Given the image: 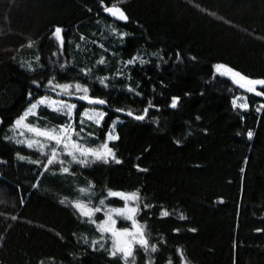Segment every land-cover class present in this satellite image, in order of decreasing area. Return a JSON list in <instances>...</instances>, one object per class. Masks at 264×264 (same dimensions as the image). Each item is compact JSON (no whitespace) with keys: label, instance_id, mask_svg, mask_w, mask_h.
Here are the masks:
<instances>
[{"label":"trees","instance_id":"obj_1","mask_svg":"<svg viewBox=\"0 0 264 264\" xmlns=\"http://www.w3.org/2000/svg\"><path fill=\"white\" fill-rule=\"evenodd\" d=\"M220 65L264 80V0H0V264H264V86L248 92ZM75 81L104 105L57 95L53 85ZM44 96L76 108L70 118L40 106L39 127L73 121L89 147L118 120L115 158L80 164L54 143L44 155L16 143L14 122ZM86 108L104 112L99 125ZM109 192L138 196L148 245L132 263L96 226L125 205ZM77 201L101 210L84 218Z\"/></svg>","mask_w":264,"mask_h":264},{"label":"snow or ice","instance_id":"obj_2","mask_svg":"<svg viewBox=\"0 0 264 264\" xmlns=\"http://www.w3.org/2000/svg\"><path fill=\"white\" fill-rule=\"evenodd\" d=\"M105 12H107L109 15L115 17L117 20H121L126 22L127 21V16L126 14L123 12V10L119 7L113 6V7H109V8H105ZM60 33L61 30L59 28L56 29L55 32V36L58 40L61 39L60 37ZM135 59V58H134ZM133 61L130 60L128 63H132ZM101 63H103V61H101ZM217 72H219L220 74H225V72H229L231 73V75L233 76V78L235 77H239L240 81H244L246 85H248L247 87V91L248 92H254L257 96L262 95L261 92L256 91L254 86L255 85H261L264 86V80H251V79H246L245 77H243L242 75H240L239 73H234L231 72L230 69H225L223 65L217 66L216 69ZM234 82H236L234 80ZM101 83H104L103 80H101ZM49 84L51 85L52 82L49 81ZM54 88H58L60 91L57 93V95H68L69 94V90L72 88H75L76 91L79 92H83L84 95L78 97V99L81 100H87L88 103H98V104H103L105 103L103 100H92L89 99L87 96L88 93V89L86 87H82L80 84H76V85H70V84H63V85H53ZM241 87H244V85L242 84ZM233 106L234 107H241V108H246L247 104H237V100H233L232 101ZM177 104V100L173 99L171 106L173 108L176 107ZM38 106H45L48 107L50 110L55 111V112H59L61 114L64 115H68L71 118V115L73 113V110L76 108L75 104H67L64 101H56V100H52L50 97H44L40 100H38L36 103H33L31 105V107L29 109H27V111H25V113L19 118L17 119L14 124H13V130H22L21 131V135L24 134V131H27L29 133H32L34 136L36 137H40L43 138V140L49 141L54 143L57 147L63 145V147L65 149L68 148V143L67 141H69L71 139L70 137V132H75V129L73 128L72 124L69 122L68 124H65L63 126H60L58 129L57 128H46V127H37L35 124L32 123H25V121L27 120V118L32 115H36V110L38 108ZM147 112V109L145 110ZM86 116H88V118L95 120L96 116L101 115V114H92L89 115L87 112L85 113ZM129 115H131V113H129ZM135 119L138 120H143L144 116H136ZM98 122V121H97ZM80 131H83V129H80ZM78 135V134H77ZM249 137L251 138L252 133L249 132ZM116 137L109 135L108 139H115ZM17 143H21V144H25L29 149H35L36 151H38L41 155H44V149L48 147V144L42 142L41 139H28L26 141H17ZM72 143V148L74 150H78L79 151V155L81 157H84V160H78L77 156L74 154V151H65L64 154L71 156L73 162H77L80 164H84L87 160V157L92 156L95 159H102L104 160L105 163H107V159L105 158V155H102L101 152L102 150L106 151V153L108 155H112L113 159L114 154H112V150L110 148H108V145L105 143L103 145H101L100 149H92V148H86L82 145H78L76 144L75 141H71ZM59 154L56 151V147H53L51 149V155L48 158L47 164H52L54 163V161L56 160L57 156ZM20 159H24L23 156L19 157ZM116 163H120L119 160L115 161ZM61 163H63V161H61ZM45 167H47V165H45ZM62 171L67 172L68 169L67 168H63ZM82 193L85 192V189H81L80 190ZM108 195L110 197L112 196H120L122 199L125 200V207L127 208V202L128 201H136L138 199L137 194L135 193H131V194H120V193H114V192H109ZM61 203H64V201H61ZM104 201H101V204H103ZM74 208L77 209L78 212L81 213V215H90L91 213L94 212H99L101 209L100 208H95V209H87V205L82 204V203H74L72 205ZM87 209V211H85ZM112 211V210H110ZM115 214L118 216H122L125 219H133L132 216H126L124 213V210L122 209H115ZM130 212L135 213L137 210L135 208H131L129 209ZM164 215H167V213L165 212ZM15 218V217H14ZM183 218V217H182ZM108 219L112 222V224H115V221L112 220L111 215H109ZM133 226L134 227H138L135 222H133ZM101 230L102 231H107L108 229L103 228V226H101ZM129 232V230L127 228L123 229L122 232L117 231V234H127ZM140 238L136 241L137 243L141 244V246L147 247L148 242L146 239L143 238L142 235V229L140 230L139 233ZM135 239V237H133ZM152 250H155V247L153 246ZM116 251H123L124 252V258L125 260H127V258L129 256H131V249L128 250H124L122 248H116ZM116 251L113 252V255L116 254Z\"/></svg>","mask_w":264,"mask_h":264},{"label":"rangeland","instance_id":"obj_3","mask_svg":"<svg viewBox=\"0 0 264 264\" xmlns=\"http://www.w3.org/2000/svg\"><path fill=\"white\" fill-rule=\"evenodd\" d=\"M119 74H120V73H119ZM64 84H70V85L80 84V85H81V83H80V82H77V81L72 82V83H64ZM61 85H63V84H61ZM81 86L84 87V85H81ZM57 89H58V88H57ZM58 91H60V90L58 89ZM68 95H84V93H83V92L76 91L75 88H72V89L69 90V94H68ZM89 95H90V93L88 92V93H87V96H89ZM44 97H50L52 100H56V101H64V102L67 103V104H75L74 102H72V101H70V100H67V99H63V98L51 97V96H44ZM44 97H40V98H38L37 100H35L34 102H32V103L26 108L25 111H27V109H29L33 103H36L38 100H40V99H42V98H44ZM235 100H237V104H238V105H239V104H247L245 97L239 96V97L235 98ZM39 107H40V106H38V108H39ZM38 108H37V110H36V113H37V111H38ZM47 108H48V107H47ZM240 108H241V107H240ZM25 111L23 112V114L25 113ZM86 112H87L89 115H92V114H94V113H95V114H101V115L96 116V119L93 120V119L88 118V116L85 115ZM23 114H22V115H23ZM22 115H21V116H22ZM72 115H73V114H72ZM72 115H71V118H72ZM104 115H105L104 112H103L102 110L98 109V108H96V109H94V108H86V109L84 110V112L82 113L83 118H85L86 120H88V121H90V122H92V123H94V124H96V125H99V124L101 123L102 119L104 118ZM21 116H20V117H21ZM36 116H37V114L34 115V116L30 115V116L27 118V120L25 121V123H32V124H35L37 127H39V125L36 123V122H37ZM20 117H19V118H20ZM68 117H69V116H68ZM19 118H18V119H19ZM97 121H98V122H97ZM117 121H118V120H116V122L114 123L113 127L110 129L109 133H107V135H106V139H105V142H103L101 145H103V144H105V143L108 145L109 141L113 140V139H111V140L108 139L109 135H112V136L116 137L115 129H114V128H115V125H116ZM70 123L72 124L73 128L75 129V127H74V125H73V121H70ZM40 127H41V126H40ZM59 127H60V126H59ZM59 127L50 126V127H46V128H57V129H58ZM21 131H22V130H15V131H14L13 128H12V131H11V136H12V137H11V138H13V140H14L16 143H17V141H26V140H28V139H41L42 142H44V143H46V144H48V145H50V144L52 143V142H49V141L43 140V138L36 137V136H34L32 133H29V132H27V131H24V134L21 135ZM69 134H70L71 139H70L69 141H67V143H68V148H67V149H65V148L63 147V145H61V146H59V147L56 146V147L58 148V150L62 152V154H63L65 151H74V154H79V151H78V150H74V149L72 148V143H71V141H75L76 144H78V145H82V146H84V147H86V148H92V149H100V148H101V145H98V146H96V147H89L88 145H86V143H85L84 141H82V139L80 138L81 136L78 134L77 131H75L74 133H73V132H70ZM77 134H78V135H77ZM54 145H55V144H54ZM108 148H110L109 145H108ZM110 149H111V148H110ZM111 150H112V149H111ZM59 154H60V153H59ZM101 154H102V155H105V158H110V157H112V155H108V154L106 153V151H104V150H102ZM112 154H113V151H112ZM75 203H82V204L87 205V209H94L92 206L86 204L85 201H77V202H75ZM131 208H135V209H136V207H135L134 205H131V204H130V201L127 202V208L125 207V205L122 206V207H107V208H105V210L103 211V212H104V218H103L100 222H98V223L96 224L98 231H100L102 234L107 235V238L112 242V246H111V255H113V252L116 251V248L131 249V253H132V254H131V256L128 257L129 259L127 258V260H125V258H124L123 251H116V254L114 255V256L120 257V258H121L124 262H126V263H132V261H133V257H132V256H133V250L136 248L137 245H140V246H141V244L137 243L136 241L140 238L139 233H140V230H141L142 228H141V226H140L139 224H137V222L134 220V215H135V213H132V212L129 211V209H131ZM87 209H86L85 211H87ZM115 209H122V210H124L125 215H126V216H132L133 219H125V218H123L122 216H118V215H116V214H115V211H114ZM76 210H77V209H76ZM110 210H112V211H110ZM78 213L81 215L80 212H78ZM94 214H95V212H94V213H91L90 215H81V216L84 217V218L92 219V218H94ZM109 215H111L112 220L115 221V224H112V222L108 219ZM120 221H126V222H129V223H130V226H128V227H123V228H122V227H119L118 224H119ZM133 222H135V224H136L138 227H134V226H133ZM101 226H103V228H106V229H108V230H107V231H102V230H101ZM125 228H127V229L129 230V232H128L127 234H117V231L122 232L123 229H125ZM142 235H143V230H142ZM133 237H135V239H134ZM143 238H144V235H143Z\"/></svg>","mask_w":264,"mask_h":264},{"label":"water","instance_id":"obj_4","mask_svg":"<svg viewBox=\"0 0 264 264\" xmlns=\"http://www.w3.org/2000/svg\"><path fill=\"white\" fill-rule=\"evenodd\" d=\"M72 98H73V97H72ZM76 99H78V97H76ZM78 100L88 103L87 100H81V99H78ZM92 100H98V99H92ZM89 104H93V103H89ZM100 105H104V103H103V104H100ZM117 112L120 113V114H122V115H125V116H128V117H131V118H133V119H135V117H136V116H134V115H132V114L129 115V113H126V112H122V111H117ZM136 120H138V119H136ZM124 250H128V249H124ZM123 255H124V252H123Z\"/></svg>","mask_w":264,"mask_h":264}]
</instances>
